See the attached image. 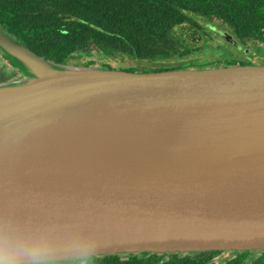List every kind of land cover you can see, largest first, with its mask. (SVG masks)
I'll return each instance as SVG.
<instances>
[{
	"label": "water",
	"instance_id": "95a60500",
	"mask_svg": "<svg viewBox=\"0 0 264 264\" xmlns=\"http://www.w3.org/2000/svg\"><path fill=\"white\" fill-rule=\"evenodd\" d=\"M0 56V218L92 256L264 250V63H59L1 23Z\"/></svg>",
	"mask_w": 264,
	"mask_h": 264
},
{
	"label": "trees",
	"instance_id": "16d2710c",
	"mask_svg": "<svg viewBox=\"0 0 264 264\" xmlns=\"http://www.w3.org/2000/svg\"><path fill=\"white\" fill-rule=\"evenodd\" d=\"M195 16L218 20L241 43L259 42V63H264V0H0V23L38 55L55 62L114 68L89 56L86 62L75 60L77 53L85 55L94 48L104 57L124 54L141 63L118 67L128 71L237 64L222 58L173 60L198 50L189 41L201 28ZM251 63L255 62L238 64ZM8 79L7 71L0 74V82ZM223 252L231 257L219 264H264V250L98 255L92 256L91 264H214ZM254 252H260V258L245 262Z\"/></svg>",
	"mask_w": 264,
	"mask_h": 264
},
{
	"label": "clouds",
	"instance_id": "9594fccd",
	"mask_svg": "<svg viewBox=\"0 0 264 264\" xmlns=\"http://www.w3.org/2000/svg\"><path fill=\"white\" fill-rule=\"evenodd\" d=\"M93 250L78 234L0 218V264H91Z\"/></svg>",
	"mask_w": 264,
	"mask_h": 264
},
{
	"label": "rangeland",
	"instance_id": "374dc122",
	"mask_svg": "<svg viewBox=\"0 0 264 264\" xmlns=\"http://www.w3.org/2000/svg\"><path fill=\"white\" fill-rule=\"evenodd\" d=\"M195 20L199 23L200 29L196 30V34H194L191 38H189L191 46L192 47H198V50L196 52L191 53L188 57L183 58H177L173 59L174 61L180 62V61H187L189 60H200L201 62L209 61V60H215L217 58H228L230 56H236L238 57L242 52L240 50L234 48L231 44L226 41L224 36L222 37L219 32H226L230 35L228 30L225 26L221 25L218 20H206L199 16H195ZM231 36V35H230ZM190 37V36H188ZM233 38V36H231ZM236 41V40H235ZM237 42V41H236ZM259 42L257 41H248L245 45L246 48L249 49V51L246 52V54H250L252 52V59L255 62L254 64L259 63V58H261L258 50H257V44ZM219 44L220 49L217 48V45ZM245 54V53H244ZM75 60L78 62H86L88 59V56L90 59H95L98 63L100 61L108 62L112 65L114 68L118 67H127V66H137L140 67L141 63L135 62L132 58L120 54L117 55L114 58L110 57H104L101 56L96 49H91L88 54H76ZM98 59V60H97ZM160 62V61H159ZM157 62H146L145 65H153ZM166 64H172V62H168ZM93 66H100L98 64H93ZM0 67L4 68L5 71L8 72L9 75H11V79L18 78L20 74L17 72V70L11 66H9L0 56ZM194 67V66H191ZM196 68V67H194ZM198 68V67H197ZM231 254L223 252L219 255H217L213 259L214 264H219L223 261L225 258H229Z\"/></svg>",
	"mask_w": 264,
	"mask_h": 264
},
{
	"label": "flooded vegetation",
	"instance_id": "af4514ba",
	"mask_svg": "<svg viewBox=\"0 0 264 264\" xmlns=\"http://www.w3.org/2000/svg\"><path fill=\"white\" fill-rule=\"evenodd\" d=\"M224 26V25H223ZM226 27V26H225ZM226 29L228 30V32L230 33V35L231 36H233V39L234 40H236L237 41V43L242 47L241 48V50L240 49H238L237 47H235V46H233L230 42H228L229 44H231L234 48H236V49H238V50H240V52H242V54H240L238 57H236V56H230V57H228V58H225V59H227V60H235L236 61V63L238 64V63H241V62H254L253 61V59H252V52L250 53V54H246V52L247 51H249V49L248 48H246L245 47V45H246V43L248 42H245V43H241L235 36H234V34L231 32V31H229V29L226 27ZM219 34H220V32H219ZM251 41V40H250ZM217 48L218 49H220V46H219V44L217 45ZM193 53V52H192ZM245 53V54H244ZM260 54V53H259ZM260 56H261V54H260ZM217 59H220V58H217ZM224 60V59H223ZM222 60V61H223ZM223 63V62H222ZM252 64V63H251ZM191 66H193V65H191ZM5 70H4V68H2V67H0V74L2 73V72H4ZM260 252H254V253H252L248 258H246V260H245V262H252L253 260H255V259H258V258H260ZM262 260H263V262H264V257L262 258Z\"/></svg>",
	"mask_w": 264,
	"mask_h": 264
}]
</instances>
